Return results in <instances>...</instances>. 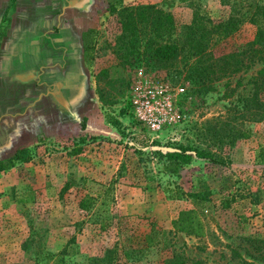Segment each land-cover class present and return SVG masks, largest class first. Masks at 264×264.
Returning <instances> with one entry per match:
<instances>
[{
	"label": "rangeland",
	"instance_id": "obj_1",
	"mask_svg": "<svg viewBox=\"0 0 264 264\" xmlns=\"http://www.w3.org/2000/svg\"><path fill=\"white\" fill-rule=\"evenodd\" d=\"M112 1L0 0V33H22L26 43L10 53L13 88L0 82V108L7 102L25 109L11 122L0 116V148L4 126L38 122L83 130L89 114L113 129L43 134L27 146L29 161L0 171V264H264L253 248L264 241V163L256 157L264 147V118H258L264 114L253 119L238 106L241 87H235L260 65L206 90L187 78L191 60L181 54L159 61L151 46L142 45L168 41L166 14L175 21L174 34L183 35L195 17L219 21L244 14L247 0H122L111 10ZM125 5L161 10L160 37L153 10L133 15L140 31L133 36L134 27L123 26L119 14ZM63 12L66 19L59 21ZM87 26L81 50L38 44L39 32L62 44L68 29ZM254 32L244 20L212 50L216 56L234 51ZM146 91H160L153 99L161 121L155 132L136 118L135 101ZM33 105L40 109L28 111ZM176 143L214 157L193 158L170 173L164 154ZM82 199L88 209L79 207ZM195 207L204 236L175 232L172 220Z\"/></svg>",
	"mask_w": 264,
	"mask_h": 264
},
{
	"label": "trees",
	"instance_id": "obj_2",
	"mask_svg": "<svg viewBox=\"0 0 264 264\" xmlns=\"http://www.w3.org/2000/svg\"><path fill=\"white\" fill-rule=\"evenodd\" d=\"M164 3L171 0H162ZM122 0H113L111 10L115 4H120ZM146 10H153L157 13V18L153 20V30L157 37H160L161 30V10L155 9L153 5H139L130 7L125 5L119 14L123 16L122 24L125 27L132 29V35L137 36L140 31H137L132 19L134 14L143 15ZM125 16V17H124ZM200 22L197 17L190 25L185 26L183 35L174 34L175 21L170 14L165 15L166 31H168L169 39L166 42L154 39L143 43L142 45L151 46L152 56L159 61L175 60L179 55H183L185 60H191L189 63L188 77L195 86L201 89H213V82L225 78V76H233L243 70H248L251 67L259 64L260 67L252 74L245 83L237 80L235 87H241L237 102L240 103L244 111L252 114L253 119L256 115L264 114V102L260 100V95L264 92V3L258 0H247L246 10L242 15L231 13L224 20L214 21L208 15L200 16ZM244 20H248L255 26V34L253 39L246 42L238 49L230 52H222L216 56L212 47L217 45L224 38L231 37L238 29V26ZM87 33L84 32V39H87ZM137 38V37H136ZM87 46V45H86ZM228 84V81H226ZM236 106V108H239ZM238 112V111H237ZM258 118H264L260 115ZM247 135V133H242ZM77 153V150L75 151ZM167 160L164 168L170 173L177 172L179 164L189 163L193 158H209L214 157L209 150L201 149L197 146L193 147L188 144L176 143V146L165 154ZM257 159L264 163V147L257 150ZM30 160V153L27 147L19 148L15 153L6 159L0 160V171L8 169L15 161L27 162ZM178 195L177 198H179ZM90 199V197L88 198ZM230 202L224 201L222 207L228 208ZM79 207L83 210L90 207V202L86 199L79 202ZM172 227L175 232H183L186 235L194 237H203L206 232V227L203 220L199 217L198 211L195 208L181 210L177 218L172 220ZM253 243V241H252ZM254 250L258 251L264 259V241L255 242ZM258 245V246H257ZM249 264V263H247ZM253 264V263H251Z\"/></svg>",
	"mask_w": 264,
	"mask_h": 264
},
{
	"label": "crops",
	"instance_id": "obj_3",
	"mask_svg": "<svg viewBox=\"0 0 264 264\" xmlns=\"http://www.w3.org/2000/svg\"><path fill=\"white\" fill-rule=\"evenodd\" d=\"M68 12V11H67ZM66 12L62 13L60 16L59 21L65 20ZM87 19V17H84ZM89 18V16H88ZM84 19V20H85ZM90 19V18H89ZM90 29V26L85 27L84 29H68L70 30L67 34L73 41L74 39L72 36L76 35L78 36V41L72 42L70 38L66 39L65 42L62 44L58 43V39H55L54 37L46 36L42 33H37V37H39L38 44L39 46L45 47L47 50H56L61 47V45L64 47L62 49L63 52H74V50H81L83 47H86V39H84L83 33L88 32ZM67 30V31H68ZM2 30H0L1 32ZM22 34V33H21ZM21 34H14L13 31H8L7 33L3 31V33H0V82H3L5 85L9 84V88H13L12 84L10 87V83H8L9 79V73L11 68L13 67V61L11 60L10 53L12 52H18L22 50V47L26 45L24 41V38ZM66 34L65 32L62 34ZM14 35V37H13ZM13 37V38H12ZM25 43V44H24ZM21 53V52H19ZM21 57V55H20ZM19 57V62H21V59ZM15 67V66H14ZM20 67V66H19ZM23 86L24 83L22 82ZM21 97V96H20ZM1 98V97H0ZM11 104H8L5 102V106L0 108V116H4V121L15 120L19 117V114H23L25 109H20V107H15L14 109L11 108ZM39 110L40 108L38 106L33 105L28 111L32 110ZM27 110V109H26ZM87 116V115H86ZM36 126L32 127H21L20 129H17L16 127H3V134L2 138H4V145L0 148V160L6 159L11 157L15 151L22 147H27L32 141H35L39 136L43 134H75V132H83V133H90V134H109L113 132L111 127H100L102 124L98 125L97 118L94 116H90L88 114L87 119V127H85L83 130L81 127H43L42 125H37L38 122H35ZM1 138V136H0ZM4 147V150L2 149Z\"/></svg>",
	"mask_w": 264,
	"mask_h": 264
},
{
	"label": "built area",
	"instance_id": "obj_4",
	"mask_svg": "<svg viewBox=\"0 0 264 264\" xmlns=\"http://www.w3.org/2000/svg\"><path fill=\"white\" fill-rule=\"evenodd\" d=\"M160 91L144 92L141 94L140 99L136 100V118L138 122L146 126L151 131L155 132L160 129V119L154 110L153 99Z\"/></svg>",
	"mask_w": 264,
	"mask_h": 264
}]
</instances>
